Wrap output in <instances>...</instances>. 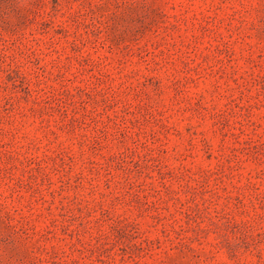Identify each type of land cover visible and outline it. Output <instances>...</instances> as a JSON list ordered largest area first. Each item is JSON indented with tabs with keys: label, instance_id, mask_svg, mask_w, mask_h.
<instances>
[{
	"label": "rangeland",
	"instance_id": "374dc122",
	"mask_svg": "<svg viewBox=\"0 0 264 264\" xmlns=\"http://www.w3.org/2000/svg\"><path fill=\"white\" fill-rule=\"evenodd\" d=\"M0 264H264V0H0Z\"/></svg>",
	"mask_w": 264,
	"mask_h": 264
}]
</instances>
